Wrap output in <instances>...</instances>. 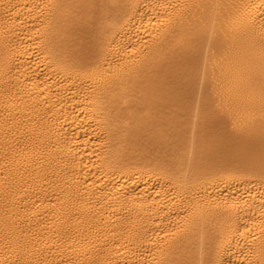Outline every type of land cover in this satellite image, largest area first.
I'll list each match as a JSON object with an SVG mask.
<instances>
[{"label": "bare ground", "instance_id": "bare-ground-1", "mask_svg": "<svg viewBox=\"0 0 264 264\" xmlns=\"http://www.w3.org/2000/svg\"><path fill=\"white\" fill-rule=\"evenodd\" d=\"M0 264H264V0H0Z\"/></svg>", "mask_w": 264, "mask_h": 264}]
</instances>
